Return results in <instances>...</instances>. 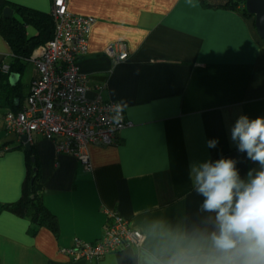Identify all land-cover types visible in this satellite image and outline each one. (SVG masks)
Segmentation results:
<instances>
[{"label": "crops", "instance_id": "0c3cea01", "mask_svg": "<svg viewBox=\"0 0 264 264\" xmlns=\"http://www.w3.org/2000/svg\"><path fill=\"white\" fill-rule=\"evenodd\" d=\"M5 1L50 14L51 0ZM204 1L221 6L227 0ZM67 8L94 18L77 61L86 97L119 102L132 125L114 144L87 147L90 169L57 153L52 141L33 138L42 202L58 232L39 227L32 234L28 217L1 210L0 264H166L176 246L206 227L209 215L199 211L203 198L192 189L189 165L232 158L241 178L259 168L237 151L230 130L241 115L264 117V42L253 16L203 8L200 0H68ZM115 42L125 45L123 61L105 54ZM12 57L0 34V87L1 67ZM29 58L20 73L7 77L18 84L21 107L37 77ZM6 111L13 110L0 108V204L19 200L27 173L21 138L4 128ZM212 139L219 143L208 148ZM109 210L142 233L139 247L98 261H71L59 253L75 237L100 238Z\"/></svg>", "mask_w": 264, "mask_h": 264}, {"label": "built area", "instance_id": "2783aa9c", "mask_svg": "<svg viewBox=\"0 0 264 264\" xmlns=\"http://www.w3.org/2000/svg\"><path fill=\"white\" fill-rule=\"evenodd\" d=\"M67 5L68 0H51L52 38L29 58L37 77L30 83L24 105L16 112L6 111L3 121L5 130L18 138L25 136L29 144L35 136L50 140L57 153L73 155L90 169L87 147L114 144L118 133L132 123L119 102L86 97L87 80L77 61L86 51L94 18L71 13ZM105 54L116 62L127 58L120 42L110 44ZM1 70L7 73L9 65L3 63ZM142 239L138 229L109 210L100 238L85 242L75 237L58 251L71 261H98L108 253L137 248Z\"/></svg>", "mask_w": 264, "mask_h": 264}, {"label": "clouds", "instance_id": "9594fccd", "mask_svg": "<svg viewBox=\"0 0 264 264\" xmlns=\"http://www.w3.org/2000/svg\"><path fill=\"white\" fill-rule=\"evenodd\" d=\"M237 151L258 163L241 178L237 161L189 165L192 189L203 198L206 227L176 246L166 264H264V117L241 115L231 128ZM219 141H207L215 148Z\"/></svg>", "mask_w": 264, "mask_h": 264}, {"label": "trees", "instance_id": "16d2710c", "mask_svg": "<svg viewBox=\"0 0 264 264\" xmlns=\"http://www.w3.org/2000/svg\"><path fill=\"white\" fill-rule=\"evenodd\" d=\"M246 0H227L224 5L214 6L204 0H200L203 8H223L235 10L243 16L252 17L245 10ZM9 7L13 10L10 18L2 17V10ZM33 31L29 33V31ZM0 34L5 39L13 54L9 64V71L2 75L4 82L0 89V108L16 112L21 108V93L18 84L10 85L7 77L11 72L20 73L24 67V59L30 57L32 52L39 45H44L52 38L53 20L50 14H44L27 7L11 4L0 0ZM18 99V105L15 100ZM21 146V145H20ZM26 152L27 173L22 185V193L19 200L10 204H0L1 210H9L18 216L28 217L33 223L30 232L33 234L39 227H46L54 234L58 232L56 217L42 202L43 185L40 182L38 166L33 157V147L30 146Z\"/></svg>", "mask_w": 264, "mask_h": 264}, {"label": "water", "instance_id": "95a60500", "mask_svg": "<svg viewBox=\"0 0 264 264\" xmlns=\"http://www.w3.org/2000/svg\"><path fill=\"white\" fill-rule=\"evenodd\" d=\"M245 10L247 13L254 17V26L257 35L264 42V0H246L245 1ZM13 15V10L9 7H5L2 10L3 18H10ZM11 76H14L12 74ZM10 85H14L13 82H10ZM21 140L26 150L30 149V145L26 142V137L22 136Z\"/></svg>", "mask_w": 264, "mask_h": 264}, {"label": "rangeland", "instance_id": "374dc122", "mask_svg": "<svg viewBox=\"0 0 264 264\" xmlns=\"http://www.w3.org/2000/svg\"><path fill=\"white\" fill-rule=\"evenodd\" d=\"M29 68H30V67H27V70H25V71H26L25 76H26V74H27ZM25 76H24V77H25Z\"/></svg>", "mask_w": 264, "mask_h": 264}]
</instances>
